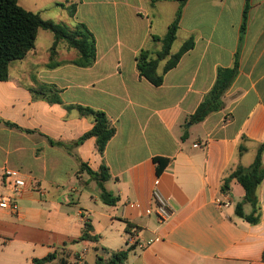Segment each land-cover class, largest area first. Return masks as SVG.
I'll return each mask as SVG.
<instances>
[{"label":"crops","instance_id":"0c3cea01","mask_svg":"<svg viewBox=\"0 0 264 264\" xmlns=\"http://www.w3.org/2000/svg\"><path fill=\"white\" fill-rule=\"evenodd\" d=\"M18 3L71 29L85 25L97 56L87 68L70 64L77 52L63 42L55 62L65 64L50 68L55 38L39 30L35 49L0 81V197L12 195L6 171L20 172L27 184L16 196L17 213L0 207V264H35L51 254L55 259L45 264H89L92 251L96 263L132 246L125 264H264V180L257 188L256 225L235 214L243 187L232 180L229 190L221 188L230 173L253 164L264 142V0H187L176 42L183 46L193 38L195 46L159 87L140 77L136 57L161 50L153 37H164L174 21L162 22L164 7L178 1ZM237 54L239 74L223 97L224 109L192 124L218 69L233 67ZM43 87L45 95L37 90ZM79 106L103 111L116 129L103 154L95 137L80 142L94 120ZM242 137L248 150L239 156ZM155 158L168 160L159 175ZM82 163L93 172L109 169L104 185L116 205L103 203ZM155 189L173 208L164 223L156 216ZM243 209L252 212L250 204ZM86 225L95 242L82 240Z\"/></svg>","mask_w":264,"mask_h":264},{"label":"trees","instance_id":"16d2710c","mask_svg":"<svg viewBox=\"0 0 264 264\" xmlns=\"http://www.w3.org/2000/svg\"><path fill=\"white\" fill-rule=\"evenodd\" d=\"M153 3L161 0H151ZM180 6L176 13L174 21L168 27L166 34L162 38L153 37L156 42H160L162 47L156 54L149 50H142L136 57L137 70L141 78L146 79L150 84L159 87L163 84L164 75L175 68L182 56L195 46L193 38L187 39L180 51L172 55L171 51L174 43L177 40V34L180 29V23L183 15V7L187 0H176ZM248 3V0H247ZM65 7L64 5H58ZM243 22L241 27V40L246 31L248 19V4L244 9ZM39 30L49 31L54 35L55 42L51 48V63L50 68H57L64 62H55L57 50L60 43H66L70 50L77 52L78 58L71 61L78 67L87 68L93 65L97 56V42L90 30L85 25H77L75 29L69 28L65 24L56 23L52 20H45L35 12H29L22 8L18 0H0V81H7L9 79V69L12 63L24 60L27 55L35 49L37 36ZM167 63L163 69L162 74L159 73V66L161 61ZM239 74V54L235 56V62L231 68H219L217 77L212 89L206 94L203 102L199 105L196 112L190 117L192 124H199L206 120L211 113L222 111L225 107L223 97L227 90L231 87L234 80ZM45 87L37 89L39 94L45 95ZM53 102L60 103V98L55 95ZM72 109L73 107H67ZM79 112L85 116H91L94 120V127L81 139L83 140L95 137L97 141L98 151L103 154L108 142L115 136L116 129L112 126L108 116L103 111L92 108L76 107ZM6 126L16 127L11 123H6ZM182 139L187 138V134L182 135ZM242 143L238 149V155H244L248 148L246 142L247 138L242 137ZM264 142L260 144L253 164L248 167H238L227 176L222 185V190L227 191L230 188L232 180H236L245 190V199L236 207L237 216L243 218L246 222L256 225L261 219V207L257 195V188L264 180V165L263 163ZM153 161L157 164V174L159 175L168 163V160L162 158H155ZM81 171H87L88 174L95 180L101 191L100 197L103 203L114 206L118 198H115L105 188V183L111 178L109 169L102 166L99 172H93L91 169L82 163ZM244 204L252 206V212L247 215L244 212ZM130 226V225H129ZM92 228L86 225L84 229L83 241L91 239L93 242L98 240L97 236H92L90 233ZM135 249V246L127 250L117 251L111 254L107 259L98 257L95 264H125L128 261L129 254ZM55 259L53 254L41 260H34L35 264H45L52 262ZM262 259L264 261V251Z\"/></svg>","mask_w":264,"mask_h":264},{"label":"built area","instance_id":"2783aa9c","mask_svg":"<svg viewBox=\"0 0 264 264\" xmlns=\"http://www.w3.org/2000/svg\"><path fill=\"white\" fill-rule=\"evenodd\" d=\"M5 177L8 185L12 189V195L9 197H0V207L17 213L19 211V205L16 196L20 194L26 187V181L21 178L20 172L6 171ZM153 198L156 205L157 219L164 223L168 221L173 215V208L169 200L159 191L155 189L153 191Z\"/></svg>","mask_w":264,"mask_h":264},{"label":"rangeland","instance_id":"374dc122","mask_svg":"<svg viewBox=\"0 0 264 264\" xmlns=\"http://www.w3.org/2000/svg\"><path fill=\"white\" fill-rule=\"evenodd\" d=\"M179 6H180L179 3H172V4H169L168 7H164L165 9L167 8L166 10L168 11V13H167L166 17H164V14L161 16L162 17V22H163V19H167L168 20L170 18L171 20H174L175 14H176V10L178 9ZM181 46H182L181 42H176V44L173 47V53H177L180 50ZM41 47L42 46L39 47V51L42 50ZM16 64H19V62H16L14 65H16ZM13 68H14V66H13ZM189 126H191V124H187V127H189ZM196 129L197 128H193L192 129L193 133L196 131ZM249 157H252V154H250L248 156V158H246V159L248 160ZM62 257L65 260H68L67 256L62 255ZM95 259H96V253H95V251H92V253L88 257V261L87 262L89 264H94L95 263Z\"/></svg>","mask_w":264,"mask_h":264}]
</instances>
